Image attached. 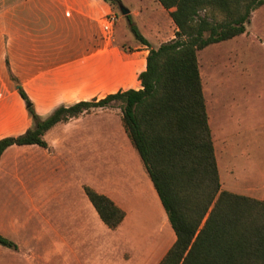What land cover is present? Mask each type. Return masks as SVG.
Listing matches in <instances>:
<instances>
[{
  "label": "rangeland",
  "instance_id": "1",
  "mask_svg": "<svg viewBox=\"0 0 264 264\" xmlns=\"http://www.w3.org/2000/svg\"><path fill=\"white\" fill-rule=\"evenodd\" d=\"M5 2L6 6L0 7V12L5 11L7 89L10 86L16 88L11 74L24 87L23 84L38 73L40 67L57 66L68 61L71 53L62 50L66 48L65 36L58 30L53 40L54 53L33 55V0ZM103 2L116 16L110 34H105L102 26L95 33L96 39L101 35L103 47L113 42L128 51L135 42L140 43L119 5ZM55 4L52 17L62 22L65 20L64 6L58 1ZM121 4L139 11L137 16L131 14L132 21L152 46L158 47L173 39L170 38V17L154 0H121ZM102 12L101 20L111 13H104L103 8ZM198 62L221 187L264 200V5L253 11L246 33L200 50ZM23 104L24 114L30 116L25 101ZM51 113L40 116L46 118ZM94 117L99 119L98 131L92 124ZM60 126L51 135L53 146L49 145L42 152H33L37 156L36 162H31L26 156L30 161L22 158L14 163V154L7 156L0 173L6 178L4 182L0 181V190L4 186V190L11 193L8 198L16 197L11 202L10 199L5 200L4 208H0V234L10 240L15 237L21 248L14 251L0 244V264L73 263L61 257L62 248L58 240L62 231L60 228L47 231L45 218L47 211L52 212L56 200L69 191V186L72 187L69 179L76 171L78 177H83L81 180L97 186L98 167L102 169L103 192L121 197L128 214L122 225L110 229L91 204L95 215L89 218L93 223V226L89 225L90 230L96 228L95 234L105 241H97L93 246L89 241L90 232L86 230L87 244L81 248L87 257L86 264H157L173 244L175 233L137 150L133 148L146 179L136 182L137 169L128 163L123 165L126 166L124 170L114 168L113 179L105 178L109 164L116 166L120 158L124 159L121 148L126 150L132 146L123 124L120 102L92 108L80 118H71ZM83 162L85 166L78 169V164ZM127 172L132 181L129 186H125ZM79 180L74 178L77 186ZM77 193L81 191L75 192L73 199L77 203L76 208L80 209L78 201L81 194L75 196ZM3 211L9 216L5 220L7 225L1 222ZM77 212L79 214L80 210ZM105 232L115 248H108L111 241H107Z\"/></svg>",
  "mask_w": 264,
  "mask_h": 264
},
{
  "label": "trees",
  "instance_id": "2",
  "mask_svg": "<svg viewBox=\"0 0 264 264\" xmlns=\"http://www.w3.org/2000/svg\"><path fill=\"white\" fill-rule=\"evenodd\" d=\"M120 5L121 0H105ZM169 12L175 37L158 47L126 15L136 39L148 48L140 89L58 106L42 118L19 80L16 88L33 126L0 139V159L13 145L48 148L44 134L96 107L120 102L126 132L139 153L175 233L159 264H264V200L222 189L204 97L198 52L246 33L264 0H158ZM87 194L112 228L125 212L91 188ZM0 244H17L0 234Z\"/></svg>",
  "mask_w": 264,
  "mask_h": 264
},
{
  "label": "crops",
  "instance_id": "3",
  "mask_svg": "<svg viewBox=\"0 0 264 264\" xmlns=\"http://www.w3.org/2000/svg\"><path fill=\"white\" fill-rule=\"evenodd\" d=\"M5 1L6 0H0V7L4 8L6 6ZM56 1L62 3L64 6L65 20L62 21L64 24L60 22L59 18L52 17L55 13L54 9ZM56 1L33 0V55L53 54L55 49L53 41L54 35L58 30H60V33L65 36L66 44V48H62V50H65L67 53H71V58L68 61L59 63L57 66L50 65L40 67V71L33 75L27 83L23 84L25 91L33 100L36 112L39 115L44 116L51 113L58 105H69L81 100H91L95 97L102 98L107 94L116 92L120 89H140L141 83L139 80V74L146 69V58L149 52L147 47L138 42H135L133 47L131 46L132 48L128 51L122 48L118 43L113 42L107 45L105 44V47H103V40L100 37L101 35L98 36L97 39L95 37V33H97L101 28V17L103 14L102 8L104 13L110 11L113 15H115V12L112 11L111 7L107 3L103 2V0ZM154 1L156 5L158 4L160 7H163L158 0ZM103 4L105 6H103ZM166 12L169 15L167 10ZM130 14L137 16L139 11L132 9L130 10ZM73 17L74 19H71ZM79 23L81 26H78ZM169 27L171 29L170 38H174L177 27L171 17L169 20ZM87 34H89L88 40ZM92 37L94 39L93 41ZM5 56V11H2L0 12V139L5 136H17L33 126V124H31V117L26 116L23 112L24 100L18 93L17 89L12 86L7 89ZM82 115L83 114L80 116ZM80 116L72 119L80 118ZM98 120L99 119L97 117H94L92 122L96 131L100 128ZM64 122L67 121L60 122L45 132L43 137L47 141L48 145H54L51 135L55 130L61 127L60 125ZM78 131L80 133L79 129ZM133 148L135 147L132 144L131 148L126 147V150L125 147H122L121 151L118 149L116 150L117 153L120 151V153L124 156V159L120 158V161L116 162V166L112 163L109 164V170L105 176L106 179H113L116 170H124L126 166L123 165L126 163L132 164L133 169H137L135 174L136 182H142V180L146 179L144 168L141 167ZM45 149L47 148L37 144L10 146L1 156L0 173H2L7 156L10 153L14 154L12 156V162L14 163L18 162L22 158H29L31 162H36L37 156L33 155V152L38 153ZM26 153H29V155H26ZM125 158L127 160H125ZM84 166L83 162L82 164H78L77 168H83ZM114 168L116 169L115 171ZM94 173H96V168H94ZM77 174L78 173L76 171V173L71 176V179H69L72 187L69 186V191L66 193L64 192L63 195L56 200L55 207L52 209V212L50 213V210L47 211L45 221L47 231H49V228L52 231L60 228L62 231L61 238L58 240L62 248L61 257L67 261L73 262L70 264H86L87 257L81 250V248L87 244L86 230L90 232L89 241L93 246L96 245L97 241H105L100 239V237L95 234L94 230L96 228H92V231L90 230L91 227H89V225L92 224L93 226V223L92 219L90 221L89 218H92L93 215H95L93 208L97 212L101 221L110 229H117L120 225H122L128 213L123 207L125 201L121 197L111 193H109L111 194L109 196L106 191L103 192V186L101 183V167H98V180L93 178L97 181V186H95L94 183L91 185L89 182L81 180L83 177H78L79 174ZM130 175L133 177L132 173H130ZM5 178V174L0 175V181L4 182ZM74 178L80 179L79 186H77L74 182ZM125 181V186L132 184L128 172ZM86 188H91L100 194L106 195L125 212L124 219L117 225V227H109L102 220L95 205L88 196ZM80 191L81 193L75 194V196L81 194V198L79 199L80 201H78L80 203V209H77V203L75 202V199H73V195L75 192ZM6 194H8V192L4 190L3 186V189L0 190V208H4L5 200L10 199L11 202V200L16 197L14 196V198H8L11 193L7 196ZM77 210H80L79 214ZM3 213V221L1 222L7 225L5 220H7L6 218L9 216H7L4 211ZM13 223L18 224L19 222L13 221ZM15 224H11V226H16ZM55 225H60V227ZM98 229L100 228L98 227ZM105 235L107 236V241H111L108 248H115L111 237L106 232ZM11 240L18 246V248L14 249V251L20 250V241L15 237ZM159 262L157 264H159Z\"/></svg>",
  "mask_w": 264,
  "mask_h": 264
},
{
  "label": "built area",
  "instance_id": "4",
  "mask_svg": "<svg viewBox=\"0 0 264 264\" xmlns=\"http://www.w3.org/2000/svg\"><path fill=\"white\" fill-rule=\"evenodd\" d=\"M115 19V15L109 13L101 20V26L105 34H110L113 31Z\"/></svg>",
  "mask_w": 264,
  "mask_h": 264
},
{
  "label": "water",
  "instance_id": "5",
  "mask_svg": "<svg viewBox=\"0 0 264 264\" xmlns=\"http://www.w3.org/2000/svg\"><path fill=\"white\" fill-rule=\"evenodd\" d=\"M119 7H120V11L123 15H128L130 13V9L125 7L123 4H120Z\"/></svg>",
  "mask_w": 264,
  "mask_h": 264
}]
</instances>
